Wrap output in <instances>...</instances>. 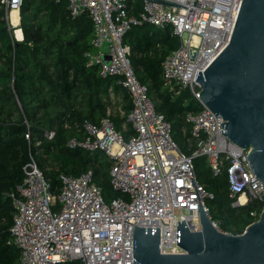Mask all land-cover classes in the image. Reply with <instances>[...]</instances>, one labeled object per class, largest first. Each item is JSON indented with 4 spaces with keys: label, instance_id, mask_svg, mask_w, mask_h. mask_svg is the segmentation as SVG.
Masks as SVG:
<instances>
[{
    "label": "built area",
    "instance_id": "1",
    "mask_svg": "<svg viewBox=\"0 0 264 264\" xmlns=\"http://www.w3.org/2000/svg\"><path fill=\"white\" fill-rule=\"evenodd\" d=\"M22 1L3 0L9 13L20 11ZM67 1L72 16L87 13L91 18L95 51L86 54L88 65L99 66L103 77H119L132 98L128 121L135 133L126 138L109 111L98 125L85 121L79 127L83 136L68 142L72 148L102 149L109 156L112 184L124 194L109 202L92 171L61 174L56 194L34 158L25 165L23 184L11 193V232L21 264H134L136 225L160 227L162 253H184L178 244L179 220L182 224L185 219L191 231L201 230L199 201L211 218L207 200L212 195L197 178L196 156H205L216 175L228 163L233 206L262 200L264 184L251 168L250 150L220 130L225 119L201 101L202 87L196 80L198 70L205 71L229 43L243 0H139L138 13L132 12L136 0ZM143 24H170L181 39L162 67L166 79L189 89L203 106L185 115L196 145L191 156L174 140L171 123L157 111L148 86L130 62L124 35ZM54 135L55 131L46 132L50 139Z\"/></svg>",
    "mask_w": 264,
    "mask_h": 264
},
{
    "label": "trees",
    "instance_id": "2",
    "mask_svg": "<svg viewBox=\"0 0 264 264\" xmlns=\"http://www.w3.org/2000/svg\"><path fill=\"white\" fill-rule=\"evenodd\" d=\"M141 7L136 0L132 12ZM8 16L0 0V264H21V251L11 232L15 212L11 193L23 184L25 165L34 158L56 194L62 186L61 174L92 171L109 202L124 195L112 184L109 156L102 149L72 148L68 142L83 136L79 127L85 121L100 124L112 106H119V111L110 113L117 129L126 138L135 132L128 121L132 98L119 77H103L99 66L88 65L86 54L95 49L94 26L87 13L72 16L67 0H23L21 41L13 36ZM123 41L130 47L137 77L148 86L157 111L171 123L174 140L184 153L193 155L196 145L185 115L203 106L189 89L166 79L162 67L181 39L170 24L162 28L143 24L129 29ZM47 131H55L54 137L48 138ZM193 161L198 180L212 195L207 200L211 219L220 223L222 231L243 233L259 218L264 202L233 206L228 163L216 175L205 156Z\"/></svg>",
    "mask_w": 264,
    "mask_h": 264
},
{
    "label": "water",
    "instance_id": "3",
    "mask_svg": "<svg viewBox=\"0 0 264 264\" xmlns=\"http://www.w3.org/2000/svg\"><path fill=\"white\" fill-rule=\"evenodd\" d=\"M196 80L201 101L225 119L220 130L250 150L251 168L264 184V0H243L229 43ZM199 211L201 230L191 231L185 219L177 225L184 253H162L160 227L136 225L134 264H264V208L241 234L216 228L201 201Z\"/></svg>",
    "mask_w": 264,
    "mask_h": 264
},
{
    "label": "bare ground",
    "instance_id": "4",
    "mask_svg": "<svg viewBox=\"0 0 264 264\" xmlns=\"http://www.w3.org/2000/svg\"><path fill=\"white\" fill-rule=\"evenodd\" d=\"M11 22L13 25H15V32L14 35L18 38V39H23V30L20 27V18H19V11L18 10H13L11 13Z\"/></svg>",
    "mask_w": 264,
    "mask_h": 264
},
{
    "label": "crops",
    "instance_id": "5",
    "mask_svg": "<svg viewBox=\"0 0 264 264\" xmlns=\"http://www.w3.org/2000/svg\"><path fill=\"white\" fill-rule=\"evenodd\" d=\"M11 13H12V12H10V13H9V21H10V24L12 25V27H13V29H14V30H13V36H14V37H15V38H16L18 41H21V40H23V39H18V38H17V37L14 35V32H15V27H16V26H15V25H13V24H12V22H11ZM19 18H20V24H21V16H20V11H19ZM23 36H24V35H23ZM23 38H24V37H23Z\"/></svg>",
    "mask_w": 264,
    "mask_h": 264
},
{
    "label": "rangeland",
    "instance_id": "6",
    "mask_svg": "<svg viewBox=\"0 0 264 264\" xmlns=\"http://www.w3.org/2000/svg\"><path fill=\"white\" fill-rule=\"evenodd\" d=\"M111 110L112 113H115L117 110L119 111V106H112Z\"/></svg>",
    "mask_w": 264,
    "mask_h": 264
}]
</instances>
